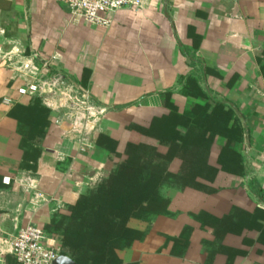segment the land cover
<instances>
[{
	"label": "crops",
	"instance_id": "1",
	"mask_svg": "<svg viewBox=\"0 0 264 264\" xmlns=\"http://www.w3.org/2000/svg\"><path fill=\"white\" fill-rule=\"evenodd\" d=\"M37 73L67 76L102 112L88 127L65 116L56 123L62 112L18 91ZM195 76L234 109L244 141L216 134L209 149L185 146L167 164L157 200L165 208L130 219L141 237L122 243V264H264V0H144L107 26L61 0H0V264H17L10 243L29 224L63 248L73 206L115 168L99 134L127 157L137 128L173 109L204 121L214 104L205 108L209 98L185 82ZM36 103L49 126L28 141L29 125L10 112ZM193 126L179 129L192 136Z\"/></svg>",
	"mask_w": 264,
	"mask_h": 264
},
{
	"label": "trees",
	"instance_id": "2",
	"mask_svg": "<svg viewBox=\"0 0 264 264\" xmlns=\"http://www.w3.org/2000/svg\"><path fill=\"white\" fill-rule=\"evenodd\" d=\"M190 60L198 63L193 58ZM65 79L78 86L67 76ZM185 82L193 84V87L195 85L209 98L205 108L214 104V109L204 121L193 122L190 113L180 114L173 109L171 114L153 121L148 127L137 128L139 138L129 140L127 157L117 150L118 143L114 138L106 134L98 135L97 145L109 152V159L115 162V168L95 189L81 195L73 206L64 231L63 248L59 249L61 255L69 256L76 264H122L117 256L122 243L129 245L141 237L140 231L128 226L130 219L142 208L147 213L152 211V206H160V210L165 208L166 204L157 200L162 183L171 177L167 164L179 154L182 155L185 146L209 149L216 134L231 143L244 141L242 125L237 121L231 123L234 109H226L228 104L223 99L212 98L202 88L199 76L188 77ZM10 115L20 116L21 121L29 125L31 136L28 141L40 140L45 136L49 126L48 108L37 103L31 106L17 105ZM191 125H194L191 130L199 131L192 136L188 135L189 131L185 133L179 129ZM231 143H228L229 147ZM162 147L167 150H160ZM31 157L34 158L30 155L26 158ZM239 158L243 163L244 157L239 154ZM179 176L182 177V174ZM146 203L147 210L144 208Z\"/></svg>",
	"mask_w": 264,
	"mask_h": 264
},
{
	"label": "built area",
	"instance_id": "3",
	"mask_svg": "<svg viewBox=\"0 0 264 264\" xmlns=\"http://www.w3.org/2000/svg\"><path fill=\"white\" fill-rule=\"evenodd\" d=\"M67 4L71 13L88 22L107 26L111 16L124 8L140 9L144 0H61ZM10 60V59H9ZM20 94L39 96L49 108L62 112L55 118L59 123L65 116L73 120L78 128L88 127L102 109L93 104L87 94H82L72 83H67L61 75L47 76L35 74L33 80L18 89ZM9 102V100H7ZM10 183V179H4ZM10 253L18 264H55L61 255L50 241L46 231L36 224H29L18 230L11 240Z\"/></svg>",
	"mask_w": 264,
	"mask_h": 264
},
{
	"label": "water",
	"instance_id": "4",
	"mask_svg": "<svg viewBox=\"0 0 264 264\" xmlns=\"http://www.w3.org/2000/svg\"><path fill=\"white\" fill-rule=\"evenodd\" d=\"M55 264H76V262L67 255H60Z\"/></svg>",
	"mask_w": 264,
	"mask_h": 264
},
{
	"label": "rangeland",
	"instance_id": "5",
	"mask_svg": "<svg viewBox=\"0 0 264 264\" xmlns=\"http://www.w3.org/2000/svg\"><path fill=\"white\" fill-rule=\"evenodd\" d=\"M101 181H102V180H100L98 183L96 182L97 184H96L94 187L90 188L89 190L95 189V188L98 186V184L101 183Z\"/></svg>",
	"mask_w": 264,
	"mask_h": 264
}]
</instances>
